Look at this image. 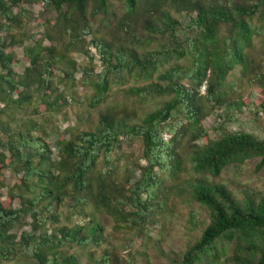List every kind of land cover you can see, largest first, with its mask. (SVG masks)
Instances as JSON below:
<instances>
[{
	"label": "trees",
	"instance_id": "obj_1",
	"mask_svg": "<svg viewBox=\"0 0 264 264\" xmlns=\"http://www.w3.org/2000/svg\"><path fill=\"white\" fill-rule=\"evenodd\" d=\"M36 1L0 0V31L8 39L0 38V116L11 109L37 116L38 104L32 102L44 93L43 113L59 112L65 101L52 87V71L64 65L71 72L63 76L71 78L75 64L67 55L76 46L83 48L87 36L94 51L90 57L103 67L92 82L89 108L104 103L111 83L129 81L146 82L124 90L141 103L166 100L139 120L124 108H106L93 128L58 140L55 159L41 123L28 118L11 128L0 121V172L8 169L15 177L6 200L0 199V264H80L64 248H100L104 228L99 215L117 228H142L183 176L181 184L208 221L175 264L216 263L225 244L231 249L226 263L264 264V192H245L236 199L216 181L224 170L251 160L254 171H263L264 139L226 131L209 140L201 126L213 108L210 102L240 109L239 102H224L227 78L234 73L259 82L264 98V70L253 59L255 39L264 50V0H118L120 15L112 0H39L41 38L28 37L31 43L23 51L28 66L16 75L13 47L28 12L13 13L12 8ZM133 137L141 142L144 166L138 179L123 188L113 172L97 165L110 162L121 141ZM64 204L81 217L80 223L61 224ZM27 218L30 230L13 232ZM86 264H111V256L102 250Z\"/></svg>",
	"mask_w": 264,
	"mask_h": 264
},
{
	"label": "rangeland",
	"instance_id": "obj_2",
	"mask_svg": "<svg viewBox=\"0 0 264 264\" xmlns=\"http://www.w3.org/2000/svg\"><path fill=\"white\" fill-rule=\"evenodd\" d=\"M112 2L113 8L117 10V15H120L123 12L120 2L118 0H112ZM20 8L28 12V19L22 21V26L19 29L21 33L16 34L20 42L13 47L15 62L12 64V68L16 75H21L28 66V60L23 51L31 43L28 37L32 36L34 40L41 38L43 30L37 25L36 20L44 17L42 3L39 0L32 4L20 3L12 8L13 13H18ZM48 16L53 18L54 13ZM104 33L107 36V32ZM107 37L111 38V36ZM0 38L6 42L8 40L7 34L1 31ZM89 39V36L85 37L83 48L76 46L67 55V58H70L75 64L71 78L63 76L64 72H71V69L64 65L56 67L52 71L50 78L52 87L57 93H62L65 101L59 112L43 113L41 101L43 98L46 99L44 93L39 96V99L35 97L32 102V105L38 104L37 116L27 115V112L22 113L17 109H11L0 116V121L8 123L11 128L25 122L28 118L41 123L45 131V142L50 147L53 159H55L58 140H67L69 133L90 130L96 125L99 113L106 108H124L128 114L131 113L130 117L132 114H136V120H139L148 112L156 110L161 102L166 100L165 98L163 100L148 98L145 103H141L135 96L127 95L124 90L127 87L142 86L146 82L129 81L121 86L111 83L104 103L95 108H89L88 103L92 101L94 95L92 82L96 81L97 75L103 68L97 58L93 60L90 57L94 51L88 43ZM43 45L48 46V43L44 41ZM82 49L87 50V53H83ZM253 59L259 68L264 70V50L257 39L254 40ZM169 65H165L162 69ZM183 84L187 85L188 82L184 80ZM21 90L22 88L19 87L17 92H14V96ZM204 90L205 86L202 84L198 90L199 95L202 96ZM225 90L227 94L224 96V102H239L241 103L240 109L232 106L227 107L226 104L217 107L213 102H210L213 108L201 120V126L206 131V138L216 139L226 131H244L264 139V108H261L264 98L260 83L245 77L239 78L238 73H234V76L227 78ZM42 115L45 117L44 120ZM201 143L202 141L199 140L194 144L200 145ZM141 151L142 145L138 138L123 139L119 148L112 152L110 162L98 161L97 169L102 172L106 170L113 172L118 183L123 188H127L138 179L140 169L144 166ZM254 164L255 160H251L240 167L226 169L216 181L224 184L236 199H241L245 192L254 196L262 194L264 192V170L254 171ZM183 177H179L175 181L174 185L177 186L175 189L165 192V205L160 210L156 209L153 221H148L144 227L139 229L138 227L117 228L109 217L101 214L98 217L104 228V242L101 247L83 249L65 247V252L77 256L80 264H86L88 258H97L102 250L108 251L111 256V264H175L180 261L186 249L199 238L200 232L208 221L206 212L191 202L188 192L181 184ZM14 181L15 177L8 169L0 172V182L2 183L0 199L2 201L6 200L7 191ZM164 182L165 185L170 184L169 181ZM141 196L143 197V195ZM67 202L65 200V203ZM12 206H17L16 200L12 202ZM191 213L194 214L192 219ZM61 215V224L65 225L80 223L82 220L80 216L72 213L69 204H64ZM45 229L49 230V227L46 226ZM22 230H30V219H25L21 225L13 229V232L18 235ZM230 250V246L225 244L219 251L220 258L212 264H228L225 260L230 255Z\"/></svg>",
	"mask_w": 264,
	"mask_h": 264
},
{
	"label": "built area",
	"instance_id": "obj_3",
	"mask_svg": "<svg viewBox=\"0 0 264 264\" xmlns=\"http://www.w3.org/2000/svg\"><path fill=\"white\" fill-rule=\"evenodd\" d=\"M167 139H168V135H167V134H164V135H163V140L166 141Z\"/></svg>",
	"mask_w": 264,
	"mask_h": 264
}]
</instances>
